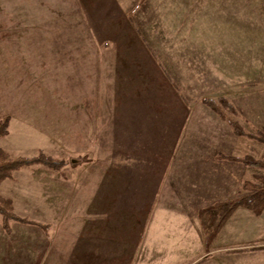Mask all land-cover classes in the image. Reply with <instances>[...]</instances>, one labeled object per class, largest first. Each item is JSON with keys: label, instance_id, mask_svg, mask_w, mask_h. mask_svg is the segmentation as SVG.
<instances>
[{"label": "rangeland", "instance_id": "374dc122", "mask_svg": "<svg viewBox=\"0 0 264 264\" xmlns=\"http://www.w3.org/2000/svg\"><path fill=\"white\" fill-rule=\"evenodd\" d=\"M202 97L264 135V0H0V149L64 162L0 183L47 225L0 215V264H264V210L185 193L264 174L233 159L264 143Z\"/></svg>", "mask_w": 264, "mask_h": 264}, {"label": "trees", "instance_id": "16d2710c", "mask_svg": "<svg viewBox=\"0 0 264 264\" xmlns=\"http://www.w3.org/2000/svg\"><path fill=\"white\" fill-rule=\"evenodd\" d=\"M201 102L215 111L221 119L225 120L229 125H231L235 133L254 137L264 143V135H254L252 133H246L242 130V127L239 125L237 120L229 115V111H226V109L228 110L231 108L227 101L223 99L214 100L209 97H202ZM8 124V117L0 120V138L8 133ZM0 155V183L4 179L11 178L12 173L21 168L41 166L51 171H57L64 165L62 159L54 158L43 151H39L37 154L32 156L7 157L6 153L0 149ZM233 159L240 161L244 165L257 167L264 170V154L260 158L244 156ZM242 188V191L239 192L234 198L223 203V209H226L227 213H230L236 207H244L255 213H261L264 210V174L257 176L255 181H244ZM0 215L1 227L7 234L11 232V222L34 225L45 229L47 227L45 224L32 221L26 217L16 214L13 210L11 199L1 196Z\"/></svg>", "mask_w": 264, "mask_h": 264}, {"label": "crops", "instance_id": "0c3cea01", "mask_svg": "<svg viewBox=\"0 0 264 264\" xmlns=\"http://www.w3.org/2000/svg\"><path fill=\"white\" fill-rule=\"evenodd\" d=\"M204 160V159H203ZM203 162V161H202ZM225 165V164H224ZM224 168H228V165L227 166H224ZM234 169V167H233ZM228 173V172H227ZM136 176H129L128 175V178H133V179H136L135 178ZM234 173H232V176L230 177L229 174H227L226 177H215V178H203V181H202V184H199L197 182H192V179H189L188 180V187L191 188V191H187L185 193H188V195H193V194H196L198 192H196L194 190V188L199 185L201 186L202 188V194L205 196L206 198V202L208 205H210L212 203L211 199L213 196H216V197H219L221 196V198L219 200H222V201H227V200H230L232 198H234L235 194H236V189L235 187H232L231 190H230V185L231 186H234ZM171 177H168V176H163L162 178L159 179V183H158V189H163L164 193L167 191L166 188L168 187H171L175 184H178L179 182L181 183L182 180H180V178H176V179H171ZM175 182V183H173ZM134 185H138V182L134 183ZM135 187V186H134ZM162 192V191H161ZM138 193V191H137ZM160 194V193H159ZM223 202V203H224ZM193 209V207H192ZM151 224H149L150 226ZM149 232V231H148Z\"/></svg>", "mask_w": 264, "mask_h": 264}]
</instances>
